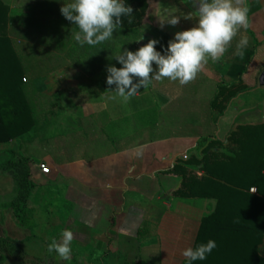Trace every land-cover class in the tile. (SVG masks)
<instances>
[{"label":"crops","instance_id":"0c3cea01","mask_svg":"<svg viewBox=\"0 0 264 264\" xmlns=\"http://www.w3.org/2000/svg\"><path fill=\"white\" fill-rule=\"evenodd\" d=\"M0 1L7 6L8 17L19 22L23 36L11 37L12 46L22 61L29 59L28 93L39 103V111L46 99L37 87L39 79L62 74L69 64L75 68L82 132L81 140L77 138L80 158L69 161L75 174L59 179L62 209L47 213V198L41 195L33 205L29 195L26 202L11 208L17 214L4 217L6 213L0 212L1 237L26 242L33 235L58 234L61 240L62 232L71 230V259L64 264H189L182 252L194 246L200 223L214 212L217 199L180 195L183 178L206 176L199 160L205 154L228 152V137L235 130L237 136L245 132L264 138V86L259 84L264 71V0H246L251 27L240 29L220 61L209 58L197 75L195 96L193 85H183L186 96L190 92L187 99L179 81L162 78L141 87L127 103L114 84H107V68L123 66L114 56L125 49L135 52L149 39H156L157 51L165 54L176 32L196 26L190 0H123L133 13L121 17L122 28L112 39L96 46L76 42L78 27L60 11L74 0ZM166 7L181 19L161 29L157 16ZM188 14L194 19L183 18ZM142 35L144 39L136 41ZM242 36L249 40L243 58L236 54ZM23 40L28 42L25 52L16 48ZM7 144L0 143V154ZM138 150L142 155H136ZM183 155H188L186 160ZM62 164L55 167L61 170ZM33 179L41 190L57 186L54 173L42 174L37 165ZM252 188L249 193L256 194ZM9 220L15 232L6 227ZM42 223L49 229L35 233ZM258 253L264 256V238Z\"/></svg>","mask_w":264,"mask_h":264},{"label":"trees","instance_id":"16d2710c","mask_svg":"<svg viewBox=\"0 0 264 264\" xmlns=\"http://www.w3.org/2000/svg\"><path fill=\"white\" fill-rule=\"evenodd\" d=\"M14 22L0 1V143H8L31 129L36 131L40 107L28 93L29 72L12 46L11 37L23 36L17 29L19 22ZM236 132L228 137V152L205 154L199 160L206 176L198 180L193 175L185 176L178 191L182 196L217 199L214 212L200 223L193 248L209 239L217 247L205 260L190 264H264V256L258 253L264 238V138L245 132L237 136ZM8 153L5 163L15 168L12 205L17 207L26 202L32 183L27 163L16 151L9 149ZM251 187H255L256 194L249 193ZM13 242L0 236V250L13 251Z\"/></svg>","mask_w":264,"mask_h":264},{"label":"clouds","instance_id":"9594fccd","mask_svg":"<svg viewBox=\"0 0 264 264\" xmlns=\"http://www.w3.org/2000/svg\"><path fill=\"white\" fill-rule=\"evenodd\" d=\"M196 10V26L175 33L173 40L168 42L165 54L157 51L156 39H149L146 44L135 52L125 49L114 58L123 65L120 68L109 66L107 84L115 85L117 95L124 103L141 88H146L153 79L168 78L187 85L194 81L200 71L208 63L209 58L218 62L231 47L234 38L241 28L251 27L250 7L246 0H190ZM62 15L75 24L79 31L74 33V39L81 46L85 43L96 46L112 39L114 32L122 28L123 16H130L133 8L125 5L123 0H74L63 4ZM172 8H163L157 16L161 29L164 26H175L180 23L181 16L175 14ZM184 19H194L192 14ZM143 35L136 41L143 40ZM247 36H242L237 45L236 54L243 58L244 49L248 47ZM153 64L157 66L154 69ZM134 78L137 82H134ZM137 156L142 155L138 150ZM62 239L55 238L47 246L49 253L55 252L61 260H70L71 243L74 234L65 229ZM217 247L214 240L201 243L195 248L188 247L182 255L189 261L205 260Z\"/></svg>","mask_w":264,"mask_h":264},{"label":"rangeland","instance_id":"374dc122","mask_svg":"<svg viewBox=\"0 0 264 264\" xmlns=\"http://www.w3.org/2000/svg\"><path fill=\"white\" fill-rule=\"evenodd\" d=\"M184 1L185 3L188 2V0ZM50 10H52V8H50ZM31 33H33V31ZM15 37L21 38L22 36ZM26 46H28V42L23 40V43L17 44L16 48L17 50L22 51ZM23 51L25 52V50ZM23 61L26 67L29 59L23 58ZM72 62L73 61H71V63ZM69 66L70 67L65 69L66 72L62 74H52L46 78L39 79L37 87L45 95L46 99L43 102L42 109L38 111V123L35 127L36 131L31 129L29 132L23 134V136L11 140L5 145L6 149L0 154V212L6 213L4 217L11 216L14 213L12 212L13 206L16 207L15 205H12L16 195L14 192V183L12 185V176L13 172H15V168L10 167L9 164L5 163V160L10 157L8 153L9 149L16 151L17 155L27 163L29 181L32 183L30 190L31 198L29 197L28 200L33 203V205H37V198L44 195L47 198L46 203L51 211L48 212L49 209H47V213H53L56 208L59 211L62 209L60 201L63 188L60 187L59 179L66 176L71 178L72 175L75 174V170L70 169V166L73 164L70 165L69 161L75 162L79 160L80 146L78 142L82 137V132L79 130L81 128V108L76 106L77 76L75 68L70 64ZM47 68L48 66L46 65L45 69ZM189 84L190 86L193 85V91L191 94L195 96V94H197V87H199V76ZM194 86L196 87L194 88ZM182 88L181 95L183 93L185 97L186 92L184 90L187 88L184 86H182ZM62 90H67V93H65L67 95H62ZM189 94H187L188 97ZM77 138L79 140H77ZM99 142L100 141H98V144ZM41 162L50 166L51 173H54L57 179V186L51 187L46 191L36 188L33 183L34 181H32L34 180L33 174L36 172V165ZM59 162L65 164L61 170L58 165L55 167V163ZM41 181H43V179H41ZM48 197L49 199H52V201H50ZM59 197L60 199H57ZM58 200L59 203L56 204L55 202ZM34 211H38V209L34 208ZM22 214L23 216H27L25 213ZM42 225L45 227L42 228ZM11 226L12 222L10 220L7 221L6 227L10 231L15 232ZM41 226L36 227L35 233H42V230H47L49 225L42 223ZM1 235L4 234L0 230V236ZM11 235H15L17 238L23 237V233H11ZM30 237V241L27 240L26 242L11 243L14 247L13 251L0 250V264H64V262L68 261L61 260L55 252L49 253L47 251L48 243L46 246L44 244L45 239L47 242L49 241L51 243L52 239L55 238L59 242L60 239L58 234H50L49 236L47 234H42Z\"/></svg>","mask_w":264,"mask_h":264},{"label":"built area","instance_id":"2783aa9c","mask_svg":"<svg viewBox=\"0 0 264 264\" xmlns=\"http://www.w3.org/2000/svg\"><path fill=\"white\" fill-rule=\"evenodd\" d=\"M187 157H188V155H183V159L186 160ZM37 168H38L39 172L42 173V174L49 175L51 173V168L46 163H43V162L38 163L37 164ZM251 191H255V189L252 188Z\"/></svg>","mask_w":264,"mask_h":264},{"label":"water","instance_id":"95a60500","mask_svg":"<svg viewBox=\"0 0 264 264\" xmlns=\"http://www.w3.org/2000/svg\"><path fill=\"white\" fill-rule=\"evenodd\" d=\"M259 84L264 86V71L262 72V74L259 77Z\"/></svg>","mask_w":264,"mask_h":264}]
</instances>
